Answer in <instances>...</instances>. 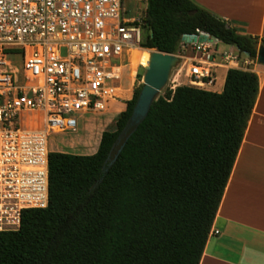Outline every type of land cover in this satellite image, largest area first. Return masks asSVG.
Here are the masks:
<instances>
[{
  "label": "trees",
  "instance_id": "1",
  "mask_svg": "<svg viewBox=\"0 0 264 264\" xmlns=\"http://www.w3.org/2000/svg\"><path fill=\"white\" fill-rule=\"evenodd\" d=\"M199 31L257 57L258 38L242 33L237 22L193 0H147L143 47L176 53L185 34ZM142 86L115 128L102 133L95 153L50 152L49 204L24 210L19 229L0 231V264L200 263L259 76L229 69L222 91L168 88L108 166Z\"/></svg>",
  "mask_w": 264,
  "mask_h": 264
},
{
  "label": "built area",
  "instance_id": "2",
  "mask_svg": "<svg viewBox=\"0 0 264 264\" xmlns=\"http://www.w3.org/2000/svg\"><path fill=\"white\" fill-rule=\"evenodd\" d=\"M200 34L182 43L191 56L178 54L191 85L214 86L220 69L259 64ZM143 37L144 12L124 0H0V231L19 229L24 210L48 206L50 136L76 129L79 113L121 104Z\"/></svg>",
  "mask_w": 264,
  "mask_h": 264
},
{
  "label": "crops",
  "instance_id": "3",
  "mask_svg": "<svg viewBox=\"0 0 264 264\" xmlns=\"http://www.w3.org/2000/svg\"><path fill=\"white\" fill-rule=\"evenodd\" d=\"M193 1L237 22L242 33L257 37L262 46L264 0ZM253 72L259 76V94L199 264H264V64ZM186 77L191 85L187 71ZM218 78L205 89L215 90ZM125 108L126 102L121 111Z\"/></svg>",
  "mask_w": 264,
  "mask_h": 264
},
{
  "label": "rangeland",
  "instance_id": "4",
  "mask_svg": "<svg viewBox=\"0 0 264 264\" xmlns=\"http://www.w3.org/2000/svg\"><path fill=\"white\" fill-rule=\"evenodd\" d=\"M127 8L133 12H145L147 6V0H125ZM220 49H227L228 46L225 43H219ZM145 50H152L145 48ZM236 51V50H235ZM237 52V51H236ZM134 53V52H133ZM175 54L187 55L188 57L192 55L190 46L184 48L182 42L178 46V50ZM134 54L131 56L130 64L133 63ZM245 58V56L241 55ZM17 59V58H16ZM141 62V61H140ZM148 63H140L136 71V79L133 84L134 77L130 74L127 75L125 81H123V87L126 89V97H123L121 104H114L110 107L108 111L103 112H88V113H79L76 116L79 119L78 127L73 130H68L64 133H54L50 136V149L52 151H63L74 154L90 155L96 152L98 149L102 133L108 129H114L116 125V118L120 111H116L115 107H122L123 103L129 100L133 96V92L138 87L143 85V75L146 71ZM189 62L188 59H182L180 63L173 68L171 72V77L160 95H164L168 88L175 85H184L187 84L188 80L186 77V71H188ZM131 72V68L129 70ZM224 77L225 70H219V78L217 86L213 91H222L224 88ZM175 82V83H174ZM132 90V91H129ZM130 93V95H129ZM114 107V108H112Z\"/></svg>",
  "mask_w": 264,
  "mask_h": 264
},
{
  "label": "water",
  "instance_id": "5",
  "mask_svg": "<svg viewBox=\"0 0 264 264\" xmlns=\"http://www.w3.org/2000/svg\"><path fill=\"white\" fill-rule=\"evenodd\" d=\"M204 38L205 34H200L199 37L197 34H185L183 36V40L188 42L202 41ZM257 60L260 64H264V46L259 47ZM180 61L181 58L178 54L165 53L157 49L150 50V58L143 75V86L136 105L129 120L113 144L106 160V165L111 166L117 160L131 135L147 117L154 101L170 80L173 68ZM105 169L107 170V168Z\"/></svg>",
  "mask_w": 264,
  "mask_h": 264
},
{
  "label": "bare ground",
  "instance_id": "6",
  "mask_svg": "<svg viewBox=\"0 0 264 264\" xmlns=\"http://www.w3.org/2000/svg\"><path fill=\"white\" fill-rule=\"evenodd\" d=\"M134 57H133V60L130 64V68H131V75H134L136 74V71H137V68H138V65L142 62L144 63H148L149 61V58H150V51L149 50H136L134 51ZM141 61V62H140ZM119 95L122 96V97H126L127 93L124 92V91H120L119 92ZM130 95V93H129ZM114 105V103L112 104V106ZM119 105V104H117ZM120 106V105H119ZM114 108V107H112ZM122 107H115V110L116 111H120Z\"/></svg>",
  "mask_w": 264,
  "mask_h": 264
},
{
  "label": "flooded vegetation",
  "instance_id": "7",
  "mask_svg": "<svg viewBox=\"0 0 264 264\" xmlns=\"http://www.w3.org/2000/svg\"><path fill=\"white\" fill-rule=\"evenodd\" d=\"M125 1V0H124ZM129 1V0H128Z\"/></svg>",
  "mask_w": 264,
  "mask_h": 264
}]
</instances>
